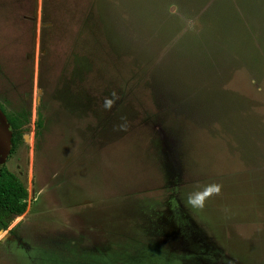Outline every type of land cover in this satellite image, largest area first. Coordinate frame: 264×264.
<instances>
[{
	"label": "rangeland",
	"instance_id": "374dc122",
	"mask_svg": "<svg viewBox=\"0 0 264 264\" xmlns=\"http://www.w3.org/2000/svg\"><path fill=\"white\" fill-rule=\"evenodd\" d=\"M0 104V264H264V0H0Z\"/></svg>",
	"mask_w": 264,
	"mask_h": 264
},
{
	"label": "trees",
	"instance_id": "16d2710c",
	"mask_svg": "<svg viewBox=\"0 0 264 264\" xmlns=\"http://www.w3.org/2000/svg\"><path fill=\"white\" fill-rule=\"evenodd\" d=\"M0 110L12 129L11 153H16L25 143L24 127L28 119L9 113L0 104ZM28 189L19 176L8 169L0 172V231L7 230L15 218L23 216L28 209Z\"/></svg>",
	"mask_w": 264,
	"mask_h": 264
},
{
	"label": "clouds",
	"instance_id": "9594fccd",
	"mask_svg": "<svg viewBox=\"0 0 264 264\" xmlns=\"http://www.w3.org/2000/svg\"><path fill=\"white\" fill-rule=\"evenodd\" d=\"M113 97L114 99H105L104 107L106 109L110 110L114 106L115 100L118 99V97L115 96V93L113 94ZM222 188L223 186L220 184H210L201 191L189 194L187 204L192 208L202 210L210 198L221 195Z\"/></svg>",
	"mask_w": 264,
	"mask_h": 264
}]
</instances>
